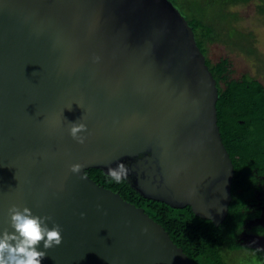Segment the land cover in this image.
Segmentation results:
<instances>
[{"label":"water","instance_id":"obj_1","mask_svg":"<svg viewBox=\"0 0 264 264\" xmlns=\"http://www.w3.org/2000/svg\"><path fill=\"white\" fill-rule=\"evenodd\" d=\"M195 43L172 0H0V233L17 205L62 228L41 264H193L85 171L123 162L142 198L223 222L233 168Z\"/></svg>","mask_w":264,"mask_h":264},{"label":"trees","instance_id":"obj_2","mask_svg":"<svg viewBox=\"0 0 264 264\" xmlns=\"http://www.w3.org/2000/svg\"><path fill=\"white\" fill-rule=\"evenodd\" d=\"M192 28L195 45L204 56L218 99L216 126L233 168L228 211L223 222L195 216L189 206L178 209L142 198L129 184L115 182L102 170L87 169L85 174L126 202L142 207L160 225L193 264H264V254L242 248L236 236L246 219L252 218L249 202L253 188L264 177V87L245 75L230 78V64L207 56V45L219 43L233 51L251 53L257 42L251 30L235 25L236 15L226 13L246 0H172ZM264 24V1L255 8Z\"/></svg>","mask_w":264,"mask_h":264},{"label":"clouds","instance_id":"obj_3","mask_svg":"<svg viewBox=\"0 0 264 264\" xmlns=\"http://www.w3.org/2000/svg\"><path fill=\"white\" fill-rule=\"evenodd\" d=\"M85 131V124H73L70 135L78 143L84 144L86 137L80 133ZM83 167L82 164L75 163L70 165L69 170L78 174ZM107 173L119 183L128 176V168L120 162L116 167H109ZM8 215L10 227L14 232L5 229L0 233V264H41L46 256V251L38 250L41 242L45 250L62 243V228L52 221V217L35 215L28 207L21 209L17 205H12L8 209ZM84 215L81 213L82 218ZM49 221H52L51 227L48 226Z\"/></svg>","mask_w":264,"mask_h":264},{"label":"rangeland","instance_id":"obj_4","mask_svg":"<svg viewBox=\"0 0 264 264\" xmlns=\"http://www.w3.org/2000/svg\"><path fill=\"white\" fill-rule=\"evenodd\" d=\"M264 0H246L240 4L231 6L225 10L226 13L236 15L235 25L237 28L251 30L256 38L254 51L251 53L233 51L219 43L207 45L206 56L210 61L217 62L225 58L230 64V78L238 79L241 75L255 78L264 87V24L255 8Z\"/></svg>","mask_w":264,"mask_h":264},{"label":"flooded vegetation","instance_id":"obj_5","mask_svg":"<svg viewBox=\"0 0 264 264\" xmlns=\"http://www.w3.org/2000/svg\"><path fill=\"white\" fill-rule=\"evenodd\" d=\"M252 218L246 219L236 236L238 245L264 254V177L257 188H253L249 202Z\"/></svg>","mask_w":264,"mask_h":264}]
</instances>
